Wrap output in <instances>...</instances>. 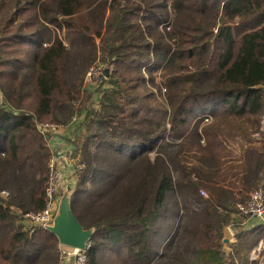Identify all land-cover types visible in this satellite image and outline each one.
<instances>
[{
    "label": "trees",
    "instance_id": "16d2710c",
    "mask_svg": "<svg viewBox=\"0 0 264 264\" xmlns=\"http://www.w3.org/2000/svg\"><path fill=\"white\" fill-rule=\"evenodd\" d=\"M77 117L91 125L71 192L94 229L87 264L101 246L124 247L119 264H232L224 228L264 190V0H0V263L60 264L57 238L21 217L46 202L37 124ZM169 195L182 216L159 254Z\"/></svg>",
    "mask_w": 264,
    "mask_h": 264
},
{
    "label": "built area",
    "instance_id": "2783aa9c",
    "mask_svg": "<svg viewBox=\"0 0 264 264\" xmlns=\"http://www.w3.org/2000/svg\"><path fill=\"white\" fill-rule=\"evenodd\" d=\"M101 72V67L98 64H93L87 75L89 76L92 73L99 78ZM59 127L56 123L51 122L37 124V129L42 134H55ZM66 152L67 155H65ZM72 152V148L59 150V152L56 151L57 156L50 159L48 164V179L45 187V206L40 211H29L23 214L21 223L24 227H45L52 223V217L57 209L58 199L63 188L62 169L65 168L75 171L84 167V163L80 160V157H73ZM76 154L74 155L76 156ZM201 194L205 195L203 191H201ZM236 210L240 215L264 221V190L261 188L253 190L245 202L236 205ZM87 247L88 244L86 249ZM86 249L78 250L69 248L68 252L61 251V259H70L68 264H87Z\"/></svg>",
    "mask_w": 264,
    "mask_h": 264
},
{
    "label": "rangeland",
    "instance_id": "374dc122",
    "mask_svg": "<svg viewBox=\"0 0 264 264\" xmlns=\"http://www.w3.org/2000/svg\"><path fill=\"white\" fill-rule=\"evenodd\" d=\"M89 70H90V68L88 69V71L85 74V79H84L83 84L91 92L92 90L95 91L96 89H98L97 86H100V80H98L97 76L93 75L92 73H91V75L88 76L87 73L89 72ZM90 85H91V88L89 89ZM103 86L104 85H102V87ZM90 102L93 103V106H95V107L98 106L97 94L91 95ZM195 113L197 115H195V117L192 118V121H195L196 119H199V118L204 117V116H208V115H206L207 114L206 106H201V107L197 108ZM79 118L80 117L75 118L78 122L71 125L72 130H68L67 128H62L64 126L56 123L60 127L58 128V130L55 134H51V137L49 139V142L52 145V147L49 146V148L53 153L55 152L54 151V145H56L55 148H57L59 146L61 149H65L64 147L61 146V145H63V142H61V140L64 141L62 139V138H64L63 132H66L69 134L70 138H65V140H66L65 142H68V144L71 146V148H73L72 156L73 157L79 156L80 160H81L82 145L84 143L85 138L88 135H90V133H91L90 132V128H91L90 126L91 125L89 126V128H87L83 122H80ZM81 121H82V119H81ZM51 123H54V122H51ZM56 134L58 136H56ZM90 146L92 148H94L95 145L93 143ZM57 151L59 152V150H57ZM74 154H76V156ZM65 155H67V152L65 153ZM52 158H54V155H52ZM62 179H63L62 190L65 189L66 183H70L73 186L72 188H74V185L76 183V180L78 179V176L75 175L74 170H70V172L64 171L62 174ZM3 195L6 196V193L4 192ZM171 197H172V195L168 196V199H171V200L168 202L167 207L162 208V210H161L164 213H168L169 216H167V214H166L165 217L162 216V217L158 218L152 227V231H154V232L150 234L155 238V242L157 243V245L154 247V249L156 248L157 252L159 254L162 251L164 252V251L168 250L170 240H171L172 236L174 235V233L177 229V226L179 225L180 218L182 216V212H180V211L176 215L175 211L179 208V206H178V208H176L175 206H172V198ZM154 234H155V236H154ZM58 246L60 247L61 251H67L68 252V250H69V248H67V247H64L61 245H58ZM119 253L121 255L122 254L125 255L124 247L116 246L115 248H113V247L108 248V246H101L98 249V253H97L99 264H119V262L117 260L115 261V259L118 257ZM0 264H5V263H0Z\"/></svg>",
    "mask_w": 264,
    "mask_h": 264
},
{
    "label": "crops",
    "instance_id": "0c3cea01",
    "mask_svg": "<svg viewBox=\"0 0 264 264\" xmlns=\"http://www.w3.org/2000/svg\"><path fill=\"white\" fill-rule=\"evenodd\" d=\"M81 122V117L79 118ZM78 121L74 119L68 125H65L62 128H67L68 130L71 129V125L77 123ZM63 126V125H62ZM56 136H58L56 134ZM64 141L62 147L65 149L71 148L68 142H65V138H70L69 134L63 132ZM68 144V145H67ZM49 146L52 147L51 143L49 142ZM54 145V153L53 155L56 157L57 150H64L61 149L59 146L55 148ZM73 149V148H72ZM60 161V160H58ZM64 171L70 172V169H62V174ZM72 177V176H71ZM236 216V215H235ZM232 233V240L233 242L230 244L228 248V252L232 256V264H264V221H259L255 218L245 217L242 218L241 215L234 218L233 221L230 222L228 226ZM239 236V238H237ZM241 240L240 247L237 249L233 248V245L237 243V240ZM70 259L64 258L61 259L60 264H68Z\"/></svg>",
    "mask_w": 264,
    "mask_h": 264
},
{
    "label": "water",
    "instance_id": "95a60500",
    "mask_svg": "<svg viewBox=\"0 0 264 264\" xmlns=\"http://www.w3.org/2000/svg\"><path fill=\"white\" fill-rule=\"evenodd\" d=\"M72 187L70 183H66L65 189L59 196L52 223L44 228L57 238L59 245L84 250L94 234V229L84 228L73 214L71 209ZM15 210L17 211V209ZM232 242L231 230L229 227H225L221 239L222 250L225 253L228 252Z\"/></svg>",
    "mask_w": 264,
    "mask_h": 264
}]
</instances>
